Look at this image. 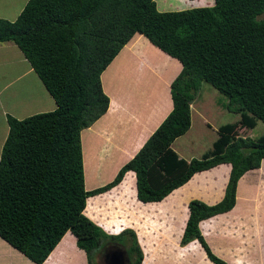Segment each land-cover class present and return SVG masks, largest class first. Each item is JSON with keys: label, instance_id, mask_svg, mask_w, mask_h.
Returning <instances> with one entry per match:
<instances>
[{"label": "trees", "instance_id": "obj_1", "mask_svg": "<svg viewBox=\"0 0 264 264\" xmlns=\"http://www.w3.org/2000/svg\"><path fill=\"white\" fill-rule=\"evenodd\" d=\"M191 1V8L160 11L155 0H27L16 19L0 18V42L18 46L56 103L23 119L8 115L0 154V238L34 263L42 264L70 231L88 264H97L96 251L111 242L140 264L135 232L107 234L84 214L86 199L133 171L138 200L157 202L194 173L229 163L219 202H188L180 241L197 240L212 262L227 264L211 251L199 222L232 209L237 181L264 158V134L242 135L264 123V18H257L264 0ZM136 33L181 63L170 85L173 107L112 180L86 190L81 131L107 111L101 73ZM202 83L223 94L240 120L220 125L210 150L187 160L172 143L190 128ZM133 179L124 177L116 199Z\"/></svg>", "mask_w": 264, "mask_h": 264}, {"label": "crops", "instance_id": "obj_2", "mask_svg": "<svg viewBox=\"0 0 264 264\" xmlns=\"http://www.w3.org/2000/svg\"><path fill=\"white\" fill-rule=\"evenodd\" d=\"M8 8L0 10V18L8 16L4 19L12 21L16 19L20 12L10 15ZM153 50H157V52ZM168 56L170 55L154 46L144 35L134 34L113 58L110 62L111 64L108 65L109 67L107 66L109 77L107 84L114 91L112 105V99L106 90V79L104 77V71L107 67L101 73L102 88L109 97L108 109L91 126L81 131L86 190L100 187L112 180L119 168L136 153H129V150L136 145L135 151H138L171 111L173 101L170 85L176 74L179 73L181 63L174 62L173 67ZM141 58H148L149 65L140 63L139 60ZM175 64L178 66L177 69ZM113 65H115L114 68H112ZM127 66H132L138 72L136 77L141 84H148L145 85L146 88L153 89L150 80L159 83L158 98H151V96L147 98L153 104V106L152 104L147 105L151 108V122L146 113H143V116L142 114L139 115L140 105L136 102L138 100L144 101L146 89H143L144 93L141 96H137V87L131 81L124 79L123 73ZM152 68L154 69L153 72L150 71ZM26 78L30 81L29 83ZM138 81L136 80V83ZM53 100L18 46L11 41L0 42V154L8 134L7 116L11 115L18 119H23L32 114L50 109L47 103L51 104L52 110ZM199 100V97H195L191 103V116L203 113L200 110L201 107H199ZM140 104H144V102ZM200 105L202 106V104ZM54 106L53 109L56 108V103ZM160 115H163V117H160ZM155 120L158 121L153 127ZM84 133L86 135H83ZM87 137L91 140V157L94 161L98 160L95 162V169H98V165L111 167L116 160L118 161V168L109 180H103L102 182L90 181L91 185L87 184L84 152V144ZM114 152L118 153V159L116 160L111 159ZM177 154L179 157H183L180 152H177ZM230 170L231 165L229 163H221L210 169L196 172L186 183L174 189L162 200L146 203L138 200L135 173L128 171L124 177L127 174H133L134 179L127 184L125 190L116 201L126 197L128 190L133 185L132 196H127L126 198L128 202L142 208L147 206L151 212L156 213L158 219L164 215V221L160 224L165 230L162 238H157V241H155L156 238H148L147 233L142 230L139 231L138 227H134L128 216L125 217L126 220L122 218L121 222L118 223L116 222V217L113 216L114 212L109 211L108 216L115 219L102 221L94 211L87 212L86 206L84 214L108 234L116 235L124 229L135 230L137 242L143 254L140 264H215L207 257L206 252L197 240H192L184 245H181L180 241L188 218V202L191 199H199L209 205L219 202L223 198ZM251 174L256 175V179H252L250 177ZM99 175V173H96L94 178L98 180ZM256 184L261 187L258 189ZM263 184L264 158L258 168L248 170L237 181L236 201L232 209L199 222L200 231L211 251L227 264H264V232H262L264 231V201H258L264 199ZM104 193L88 198L102 196ZM256 195L258 196L257 199H255ZM253 196L254 198H252ZM242 202L245 203L243 206H241ZM88 214L91 215L89 216ZM239 221L245 222L248 228L243 230L238 227L239 229L234 231L231 223L236 226V222ZM101 222L110 223V231L104 229ZM229 222L231 223L229 224ZM116 226H120L118 227L120 228L118 232L116 231ZM151 228L155 229L153 225ZM171 231L174 235L166 237V234L169 235ZM234 232L235 235L233 234ZM114 245L124 250L117 243H114ZM104 261L105 264H128L125 258L116 262L109 260L110 263L104 258ZM0 264L36 263L0 238ZM42 264H88V260L85 251L77 246L74 234L67 231Z\"/></svg>", "mask_w": 264, "mask_h": 264}, {"label": "rangeland", "instance_id": "obj_3", "mask_svg": "<svg viewBox=\"0 0 264 264\" xmlns=\"http://www.w3.org/2000/svg\"><path fill=\"white\" fill-rule=\"evenodd\" d=\"M27 0H0V10L5 9L6 7L8 8L9 14L12 15L15 12H20L21 8L24 6L25 2ZM157 3V8L160 11H166V10H183V9H187V8H191L193 6H195L193 4V1L191 0H155ZM8 16L4 17L7 18ZM258 19L264 18V12L262 14H260L258 17ZM155 52H157V50H153ZM165 55V54H164ZM169 61L172 63L173 67H174V62H177L180 64V62L175 59L172 58L170 56H168ZM140 63H144L145 65H149V59H143L141 58ZM111 64V63H110ZM176 65V64H175ZM115 65L112 66V68H114ZM146 66V67H147ZM151 66V65H150ZM109 67V66H108ZM108 67L106 68V70L108 69ZM178 68V66L176 65V69ZM105 70V71H106ZM153 68L150 69V71L153 72ZM104 71V77H105V84H106V90L109 93L110 97H111V105L113 103V99H114V91H112L109 86L107 84L108 82V70L105 72ZM124 79L131 81L135 87H137L136 90V94L137 96H141L144 91L143 89H146L145 91V99L144 101H136L137 104H139V115L143 113H146L149 117L150 122L152 121V118L150 116V106H147L149 104H152L151 101H148V97L151 96V98H158L157 96V91H158V87H159V83H156L154 80H150V84L151 87L153 88L152 90L149 89L148 87L146 88L145 85H148L147 83L145 84H141L138 79H137V75L138 72L135 71L132 66H127L124 69ZM177 75V74H176ZM27 79V78H26ZM136 80L138 81V83H136ZM142 81V80H141ZM27 82L29 83L30 81L27 79ZM140 83V85H139ZM137 85V86H136ZM196 97H199V107H201V112H203L202 114H198V115H194L191 116V126L190 128L187 130L186 133H184L183 135H181L180 137H178L172 144V147L175 151L180 152L184 159H191V158H200L202 156V154H204L205 152H207L208 150H210L211 146H212V142L217 138L218 134H217V128L218 126L225 124V123H231V122H235L237 120L240 119V114L239 113H235V112H231L228 111L226 108V104H227V98L225 96H223L221 93H219L218 90H216L215 88H213L210 84L208 83H202L201 87L196 95ZM212 98V100L210 101V99ZM158 101V100H156ZM144 102V104H140ZM153 102V100H152ZM146 103V104H145ZM202 104V106L200 105ZM48 108L45 111H49L51 110V104L47 103ZM55 102L53 100V106H52V110L55 107ZM153 106V104H152ZM197 107V106H196ZM42 111V112H45ZM160 117H163V115H160ZM204 119V121H203ZM158 120H155L154 126ZM264 134V123L261 120L257 121V124L254 128H252L251 130H246L243 129L242 130V135L245 136H249L250 138L253 139H257L259 138L261 135ZM83 135H86L85 133ZM88 136V135H87ZM91 140L90 138H86L85 139V144H84V152H85V170H86V182L87 184L91 185L90 181L93 182H102L103 180H109L111 178V175L117 170L118 168V161L116 159H118V153L114 152V154L112 155L111 159L116 160L114 162V164L110 167H108L107 165H103L100 166L98 165V169H95V162H97L98 160L94 161V159L91 157L92 156V149H91ZM133 150V151H132ZM136 150V145L134 146V148H131L129 150L130 152H137ZM83 153V150H82ZM191 156V157H190ZM84 163V161H83ZM84 169V168H83ZM96 173H99L100 175L98 176V180L96 178H94L96 176ZM115 176V175H114ZM248 177V176H247ZM250 177L253 179H256V175L251 174ZM92 182V183H93ZM84 184H85V178H84ZM257 185V186H256ZM255 186L259 189L261 186H259V184H256ZM120 185H117L115 188H111V190L109 189L108 192L104 193L102 196H98L95 198H87L86 199V211L87 212H95V214L103 221L107 220V219H112L114 217L108 216L109 215V211L114 212V215L116 217V222H121L122 218L124 220H126V216H128V218L131 219V221L133 222L134 227H138L139 231H143L145 233H147V237L148 238H156L155 241H157V238H162V234L164 232V227L160 224L162 221H164V215H162V217H160V219L157 218L156 213L151 212L147 206H145L144 208L137 206L136 204H132L131 202L127 201V196H132L133 194V185L132 187L128 190L126 197H123L121 200L116 201V193L119 190ZM264 187V184L263 186ZM256 189V190H258ZM259 191V190H258ZM257 191V192H258ZM255 192V191H254ZM257 194V193H256ZM257 195L255 197V199H257ZM254 198V196L252 197ZM260 199V198H259ZM127 201V202H126ZM260 201H264V199H260L258 200ZM242 202V205L243 206ZM264 205V203H263ZM89 216L91 214H88ZM115 219V218H114ZM125 223V221H123ZM231 222H229L230 224ZM102 227L104 229H106L107 231H110L109 229V225L110 223H104L101 222ZM245 222H236V226L231 223V227H233L234 231H237L239 228L241 227L243 230L245 228H248L247 225H245ZM153 225V227L155 228L154 230L151 228V226ZM120 226H116V231L118 232V228ZM241 229V230H242ZM240 230V231H241ZM114 231V230H112ZM135 231V230H134ZM137 231V229H136ZM264 232V231H262ZM261 232V234H262ZM136 233V232H135ZM172 234V235H171ZM235 235V232L233 233ZM118 235V234H116ZM136 235V234H135ZM166 237H172L174 235V233L169 232V235L166 234ZM259 237V236H258ZM128 243L130 242V239H128L127 241ZM116 243V242H115ZM138 243V242H137ZM118 244V243H117ZM109 245H114V243H110ZM111 256V255H109ZM106 259V257H105ZM130 261H132V258L130 259ZM98 264V263H97Z\"/></svg>", "mask_w": 264, "mask_h": 264}, {"label": "flooded vegetation", "instance_id": "obj_4", "mask_svg": "<svg viewBox=\"0 0 264 264\" xmlns=\"http://www.w3.org/2000/svg\"><path fill=\"white\" fill-rule=\"evenodd\" d=\"M110 243L108 244H104L103 247H101L100 249H98L96 251V254H95V260H96V263L98 264H105L104 262V258L107 256V255H110L112 252L116 251L114 248L115 245H109ZM130 264V262L128 263Z\"/></svg>", "mask_w": 264, "mask_h": 264}, {"label": "water", "instance_id": "obj_5", "mask_svg": "<svg viewBox=\"0 0 264 264\" xmlns=\"http://www.w3.org/2000/svg\"><path fill=\"white\" fill-rule=\"evenodd\" d=\"M110 255L111 256H106V260L109 263L110 261L116 262L122 258H125L128 263L130 262L125 250L116 249V251L112 252Z\"/></svg>", "mask_w": 264, "mask_h": 264}, {"label": "clouds", "instance_id": "obj_6", "mask_svg": "<svg viewBox=\"0 0 264 264\" xmlns=\"http://www.w3.org/2000/svg\"><path fill=\"white\" fill-rule=\"evenodd\" d=\"M108 234V233H107ZM109 235H114V234H109ZM120 248V247H119ZM118 247H116V248H114L115 250L116 249H119ZM124 250H125V248H123ZM122 250V249H121ZM126 251V250H125ZM128 256V255H127ZM129 258V257H128ZM129 261H130V259H129ZM130 264H131V262H130Z\"/></svg>", "mask_w": 264, "mask_h": 264}]
</instances>
